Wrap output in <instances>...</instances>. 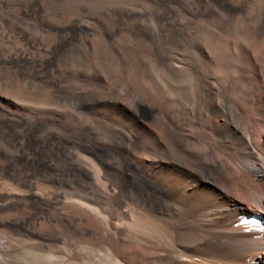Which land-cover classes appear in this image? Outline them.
I'll return each instance as SVG.
<instances>
[{"label":"bare ground","instance_id":"1","mask_svg":"<svg viewBox=\"0 0 264 264\" xmlns=\"http://www.w3.org/2000/svg\"><path fill=\"white\" fill-rule=\"evenodd\" d=\"M21 11L8 13L5 20L11 25L0 36L26 47L0 52V59L48 57L47 46L19 26ZM82 23L78 26L84 29ZM56 31L64 35L67 29ZM258 32L242 34L257 37ZM145 34L149 43L152 31ZM180 43L164 50L159 46L162 51L150 45L148 52L143 45L146 60L130 63L132 72L119 80L127 91L116 95L112 113L97 114L114 128L112 189L94 193L96 198L75 195L72 201L57 191L0 190V234L8 252L11 246H28L41 260L32 264H67L72 256L82 264H264V44ZM10 65L0 62V81L26 83L29 77ZM141 69H147L146 85L137 76ZM54 76L45 75L41 82L61 90L62 80ZM125 97L131 106L123 103ZM28 118L24 104L0 94V120L28 126ZM60 245L68 253L54 261L50 251ZM10 258L1 261L24 264Z\"/></svg>","mask_w":264,"mask_h":264},{"label":"rangeland","instance_id":"2","mask_svg":"<svg viewBox=\"0 0 264 264\" xmlns=\"http://www.w3.org/2000/svg\"><path fill=\"white\" fill-rule=\"evenodd\" d=\"M0 2L3 3L0 5V34L11 25L5 20L8 13L22 10L19 26L47 46L49 55L48 57L38 55L35 59L30 57L28 61L0 59V62L10 61L11 69L13 66L14 69L19 68L29 77L23 84L0 81V94L9 95L21 106L24 104L28 121L31 122L27 126L0 120V190L3 189L4 194L14 190H31L37 193L57 191L64 200L72 201L78 195L89 193L96 198L97 194L94 193L100 194L114 187L115 177L112 168L114 128L110 122H104L97 117V114L100 110L109 114L113 112L111 106L116 95H122L127 91L124 81L119 80L127 79L128 72L131 71L130 63L144 59L146 55L143 52H148L151 49L150 45L152 49L158 47L162 51L160 47H163L162 44L165 42L170 41L166 45L174 46L179 44L181 39V43L197 42L224 48L246 43H251L254 47L264 44V38H261V31L262 36L264 35V0H0ZM81 22L85 24L84 29L78 26ZM43 25L53 29L43 31L40 29ZM180 27L181 29H178ZM182 27L186 31H180ZM57 28H65L67 31L62 35L63 33L56 31ZM250 30L259 31L257 41L251 40L255 39L256 35L244 36L248 39L243 37L242 33ZM147 31H152L149 39L151 43L148 41L150 44L146 43ZM183 33H186L184 38ZM249 39L253 42H249ZM143 45H146L144 48L147 49L144 51L142 48V52ZM19 46L26 47L22 42L16 40L9 42L2 40L0 36L1 53L15 52L14 49ZM33 61H37L39 65L35 71L32 69ZM6 70L8 67L4 69ZM141 70L137 71L139 72L137 76L141 75V81L146 85L148 81L144 76L147 69ZM45 75H55L54 77L62 80V89L55 90L43 84L41 78ZM177 81L174 80L175 85L179 84ZM122 101L127 106L132 105L130 97H125ZM87 157L94 159V162ZM95 165L99 170L104 169L98 171L102 180L97 179L98 169L95 170ZM24 205L35 207L28 201H24ZM67 209L70 208L66 206ZM42 229V226H38V230ZM5 247L6 241L0 234L1 258L9 254L12 257L9 261L12 263L41 262L28 246L18 245L16 248L11 246L10 250L14 248L9 252ZM50 253L54 261H61L60 257L68 253V247L60 245V248L51 249ZM1 258L0 264H3ZM66 261L67 264H82L80 258L75 256L69 257Z\"/></svg>","mask_w":264,"mask_h":264}]
</instances>
